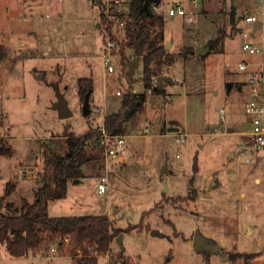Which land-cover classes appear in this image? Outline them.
<instances>
[{
	"label": "rangeland",
	"instance_id": "374dc122",
	"mask_svg": "<svg viewBox=\"0 0 264 264\" xmlns=\"http://www.w3.org/2000/svg\"><path fill=\"white\" fill-rule=\"evenodd\" d=\"M128 1L119 5L125 8ZM106 2L116 20L113 36L122 38L123 24L115 14L119 5ZM258 4L205 0L193 21L164 16L163 43H170L168 50L175 54L219 39L207 54L178 57L164 70L163 82L169 84L163 93L146 89L140 61L133 90L147 92V100L126 123L124 151L110 157L104 169L86 165L84 176L68 182L66 196L51 203L50 215L107 214L123 230L122 244L115 237L112 250L115 255L122 251L128 264H264V149L251 143L245 93L237 82L242 60L261 62L243 49L246 40L255 41L244 34L249 26L244 16ZM99 21L92 0H0V43L7 49L0 61V136L12 148L10 155L0 153V197L9 181L16 183L15 192L0 201L2 213L7 201L18 205L22 196L34 199L48 147L64 153L65 133L101 126L104 116L119 108L129 83L116 51L114 71L106 68L103 55L112 34L98 28ZM81 77L94 82L87 115ZM57 88L72 111L68 118H60L55 107ZM224 105L229 111L222 119ZM195 234L217 249L197 251ZM7 253L0 250V264ZM41 253L9 264H75L56 243ZM237 253L248 257L230 258ZM109 259L102 255L98 264Z\"/></svg>",
	"mask_w": 264,
	"mask_h": 264
},
{
	"label": "trees",
	"instance_id": "16d2710c",
	"mask_svg": "<svg viewBox=\"0 0 264 264\" xmlns=\"http://www.w3.org/2000/svg\"><path fill=\"white\" fill-rule=\"evenodd\" d=\"M99 10L102 21L97 27H104L117 42L116 54L120 55L122 75L127 77L129 86L124 92L121 104L116 111L105 116L106 130L114 134H125L126 123L134 119L143 109L147 100V92L138 93L133 90L136 81L134 73L140 61L143 62V81L146 89L152 88L157 93L166 92L165 81L158 80L152 86L153 78L163 74L166 67L171 66L178 57L186 58L194 54V48H184L178 54L169 51L163 43V25L165 17L153 9V5L162 0H129L127 9L124 6L116 12L119 25L123 24L122 38L113 36L116 20L107 11L106 0H92ZM221 33V31H220ZM219 37L210 45L215 44ZM7 56V49L0 43V61ZM166 78L164 77L163 80ZM94 86L91 77L79 78V93L84 95ZM228 90L232 84H227ZM66 151L59 152L48 147L46 168L38 174V187L31 201L21 197L20 203L7 201L6 212L0 211V247L15 257L28 255L30 252L41 253L48 244L56 243L59 249L65 247L68 255L78 264H98L99 257L109 255V264H128L123 252L117 255L112 250V241L123 230L114 226L107 214L51 216L48 212L49 201L63 198L67 194L68 182L85 175L84 167L92 165L98 170L105 168V156L100 147V126L88 131L65 133ZM0 153L10 155L12 148L0 136ZM198 170L197 160L194 165ZM16 190V183L9 181L6 192L0 201L11 196ZM0 207L3 205L0 204ZM134 226H130L132 228ZM44 255V254H43ZM246 256L242 253L232 254L236 259ZM248 257V256H246Z\"/></svg>",
	"mask_w": 264,
	"mask_h": 264
},
{
	"label": "built area",
	"instance_id": "2783aa9c",
	"mask_svg": "<svg viewBox=\"0 0 264 264\" xmlns=\"http://www.w3.org/2000/svg\"><path fill=\"white\" fill-rule=\"evenodd\" d=\"M258 8L254 12H247L244 16L245 22L248 23L244 34L250 38H255V41L246 40L243 43V49L252 55H257L261 58L260 64L256 61L242 60L239 65V74L237 82L243 87L245 93L244 111L249 116V123L251 130L248 131L252 145L257 149H264V0H256ZM116 5L120 4V0H113ZM205 0H174L171 3H165L163 0L153 5L155 12L163 14L164 16H180L188 21H193L197 14L201 11ZM121 5V4H120ZM118 6L121 10L123 6ZM111 5H107V10L110 12ZM259 21L260 25L256 29L254 35V23ZM117 42L113 39H108L104 50V63L108 71H114V54L117 50ZM158 84V78H153L152 86ZM149 92L152 88L148 89ZM117 94H121L117 91ZM101 112V107L96 108V112ZM229 111V106L224 105L219 108V113L222 119H225ZM103 124L100 126L101 137L99 140L100 147L103 149L105 156V166L110 157L121 155L120 153L125 149V135L114 134L106 130ZM99 192L106 190V176L101 177L98 184ZM56 248L52 247L51 252H55Z\"/></svg>",
	"mask_w": 264,
	"mask_h": 264
},
{
	"label": "water",
	"instance_id": "95a60500",
	"mask_svg": "<svg viewBox=\"0 0 264 264\" xmlns=\"http://www.w3.org/2000/svg\"><path fill=\"white\" fill-rule=\"evenodd\" d=\"M128 8V7H127ZM230 20H231V23H235L236 22V8L233 7L231 13H230ZM260 25V22L257 21L254 23V26H253V31L251 32V35L253 36L256 29L259 27ZM169 45L170 43H167L166 44V48L168 49L169 48ZM210 51V42H207L205 43L204 45L200 46V47H197L195 49V53L197 55H205L207 54L208 52ZM168 71V67L165 68V72ZM165 75L164 74H161L159 77H158V80L160 81V83L163 81ZM57 92H58V102L55 104V107L57 108L58 112H59V117L64 119V118H68L72 115V111L69 109V106H68V101L66 100V98L64 97V95L60 92V89L57 88ZM90 94H91V90H89L88 92L85 93L84 95V100H83V113L85 115H87L91 110H90ZM172 129H177V128H172ZM77 180V179H76ZM165 185H166V188L165 190H168V187H167V184H166V181H165ZM1 203V202H0ZM154 235H161L163 236L164 234L161 233L159 230H153L152 232ZM122 237H123V234H119L117 236V241L122 244ZM193 244L196 248L197 251H200V252H203V251H214L217 249V247L215 246H211V245H208L206 243H204L200 236L198 234H195L194 236V239H193ZM246 264H252L251 262H248Z\"/></svg>",
	"mask_w": 264,
	"mask_h": 264
},
{
	"label": "crops",
	"instance_id": "0c3cea01",
	"mask_svg": "<svg viewBox=\"0 0 264 264\" xmlns=\"http://www.w3.org/2000/svg\"><path fill=\"white\" fill-rule=\"evenodd\" d=\"M125 8L127 9V6H125ZM170 66L168 67V71L170 70ZM33 70H35V68L33 69ZM167 71V72H168ZM170 77V76H169ZM173 79V78H172ZM55 199H53V200H50L49 201V205H48V211H49V208H50V205H51V203L54 201ZM52 216V215H51ZM4 247H0V250L1 249H3ZM5 249V248H4ZM34 253V252H33ZM34 254H39L40 256H44L42 253H40V252H38V253H34ZM65 256H68V258L69 259H72L73 260V262L75 263V264H78L71 256H69V255H65ZM29 257V254L28 255H25V256H19V257H15V256H11L9 253H7L6 254V258H5V263H3V264H9L11 261L13 262V261H15L14 259H24V258H28ZM0 259H1V254H0ZM0 263H2L1 261H0Z\"/></svg>",
	"mask_w": 264,
	"mask_h": 264
}]
</instances>
